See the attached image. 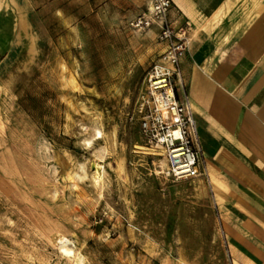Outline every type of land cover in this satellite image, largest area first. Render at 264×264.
I'll return each mask as SVG.
<instances>
[{"label": "rangeland", "instance_id": "1", "mask_svg": "<svg viewBox=\"0 0 264 264\" xmlns=\"http://www.w3.org/2000/svg\"><path fill=\"white\" fill-rule=\"evenodd\" d=\"M0 1V264H227L207 186L139 130L156 30L124 0Z\"/></svg>", "mask_w": 264, "mask_h": 264}, {"label": "crops", "instance_id": "2", "mask_svg": "<svg viewBox=\"0 0 264 264\" xmlns=\"http://www.w3.org/2000/svg\"><path fill=\"white\" fill-rule=\"evenodd\" d=\"M124 1L138 16L151 0ZM171 1V25L187 23L179 67L201 151L196 178L227 264H264V0Z\"/></svg>", "mask_w": 264, "mask_h": 264}, {"label": "built area", "instance_id": "3", "mask_svg": "<svg viewBox=\"0 0 264 264\" xmlns=\"http://www.w3.org/2000/svg\"><path fill=\"white\" fill-rule=\"evenodd\" d=\"M171 7V0H151L147 10L131 23L138 30L155 26L157 40L164 44L159 59L146 74L137 120L143 138L161 149L165 175L183 180L196 178L203 171L197 125L179 67L187 23L174 28L169 21Z\"/></svg>", "mask_w": 264, "mask_h": 264}, {"label": "bare ground", "instance_id": "4", "mask_svg": "<svg viewBox=\"0 0 264 264\" xmlns=\"http://www.w3.org/2000/svg\"><path fill=\"white\" fill-rule=\"evenodd\" d=\"M0 3H2L1 1H0ZM5 4V3H4ZM0 6H1V4H0ZM6 8V7H5ZM98 137H100V132H97V138ZM152 150H156V151H158V149H156V147L154 148V149H152ZM94 164V163H93ZM94 173L96 174V178L95 179H99L100 178V171H99V167L97 166V165H95V170H94ZM67 241V239H65V238H63V237H61L60 239H59V242L58 243H64V242H66ZM64 244H66V243H64ZM70 254V253H69Z\"/></svg>", "mask_w": 264, "mask_h": 264}]
</instances>
